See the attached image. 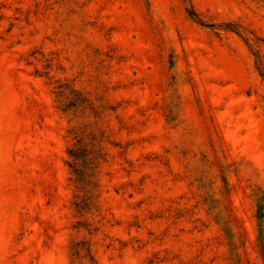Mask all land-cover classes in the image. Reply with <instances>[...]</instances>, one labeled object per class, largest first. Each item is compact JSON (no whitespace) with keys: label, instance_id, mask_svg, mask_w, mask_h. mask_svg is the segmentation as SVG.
Instances as JSON below:
<instances>
[{"label":"rangeland","instance_id":"obj_1","mask_svg":"<svg viewBox=\"0 0 264 264\" xmlns=\"http://www.w3.org/2000/svg\"><path fill=\"white\" fill-rule=\"evenodd\" d=\"M260 66L264 0H0V264H80L81 240L98 264H264ZM61 84L103 112L64 113ZM88 123L107 157L78 212L68 149Z\"/></svg>","mask_w":264,"mask_h":264},{"label":"trees","instance_id":"obj_2","mask_svg":"<svg viewBox=\"0 0 264 264\" xmlns=\"http://www.w3.org/2000/svg\"><path fill=\"white\" fill-rule=\"evenodd\" d=\"M199 23L208 25L198 18L193 10L189 11ZM264 74V68L260 66ZM58 97L60 109L71 114V111L86 114L90 111L99 116L103 112V106H97L90 98H85L82 93L74 88H70L65 84L58 86ZM75 116V113H73ZM74 139L77 140L68 149L70 160L68 165L74 175L76 183V193L74 195V206L78 212L90 211L97 207L99 197V167L106 160L107 152L104 148L105 131L94 123H88L83 126H77L72 129ZM202 186L206 187L205 180L200 178ZM223 181L228 192V181L223 176ZM204 183V184H203ZM256 219L258 230V245L264 262V189L257 188L255 191ZM205 202L209 204V212L220 224L227 236L228 244L232 249H237L235 240V232L233 231L232 219L229 213V206L225 201L214 198L208 194ZM72 254L75 258L80 259V264H98L89 241L81 240L72 244ZM235 255H239L235 251Z\"/></svg>","mask_w":264,"mask_h":264}]
</instances>
